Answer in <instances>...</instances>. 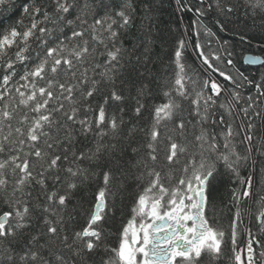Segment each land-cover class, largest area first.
Instances as JSON below:
<instances>
[{
    "label": "snow or ice",
    "instance_id": "obj_1",
    "mask_svg": "<svg viewBox=\"0 0 264 264\" xmlns=\"http://www.w3.org/2000/svg\"><path fill=\"white\" fill-rule=\"evenodd\" d=\"M176 2L185 7L181 0ZM248 2L254 14L264 20V0ZM199 3L204 4L205 0ZM215 6L225 16L236 10L235 5L224 0H215ZM10 7H15L13 0H0V10L8 11ZM77 7L80 12L75 19H69L67 14ZM101 7L106 10L104 14L89 24L87 17L93 14L94 5L86 0L82 5L74 0H54L51 10L46 0H33L29 6H21L29 17L28 25L21 21L20 25L0 30V200L9 209L0 213V264H53V261L76 264L65 255L52 252L51 246L56 243L70 249L71 255L85 264H215L226 255L232 264H264V241L253 238L251 230L244 248L236 247L241 222L239 202L255 195L251 177L241 182L243 192L233 197L237 211L230 223V253L225 247L226 232L210 223L205 214L217 163L223 161L238 176L240 162L248 159L236 151L233 142L239 130L224 115L213 119V109L217 107V98L227 93L219 108L231 117L243 99L236 90L242 86L238 81L248 84L252 81L238 69L234 76L220 66L234 67L233 53L227 47L221 45L206 51L196 43V58L236 87L230 90L212 76L201 79L184 61L187 46L184 39L178 41L174 52L173 74L162 90L164 101L151 110L152 122L145 145L147 159L143 161L141 174L147 183L135 198L132 217L121 231L118 246L106 247L102 243V226L110 210V172L104 173L105 187L97 193L86 226L68 235L66 221L74 218L70 213L75 211L70 208L71 198L87 179L88 172L77 162L97 161L106 149H114V145L103 143V138L109 134L115 138L124 123L122 118L106 111L105 105L110 101L123 100L115 89L104 97L102 104L94 107L91 101L100 91L102 81L115 82L122 60V49L117 43L121 31L132 25L131 4L125 2L114 15L107 11L109 5ZM187 10L203 15L201 8ZM66 28L70 29L67 33ZM204 32L215 35L206 27ZM199 36L197 31V39ZM100 46L105 50L100 53L106 57L104 63L95 59ZM244 59L250 65L261 62L258 55ZM96 76L101 80L95 79ZM255 89L258 96H248L247 106L239 109L244 118L241 143L246 142L245 153H251L254 139H259L249 115L264 120L260 101L264 97V84L255 85ZM140 94H144L143 88ZM137 105L135 114L140 116L144 105L139 101ZM168 124H172L170 131L174 135L162 133L161 129H167ZM208 124L219 126L220 132L209 131L205 127ZM189 126L198 128V133H190ZM88 134L99 137L94 151H74L77 135ZM69 154L72 165L64 167ZM61 172L65 173L63 177ZM176 172L180 175L173 183ZM34 185L39 187L35 199L43 197L42 204L32 203ZM259 199L256 219L264 232V196ZM34 211L39 212V217ZM37 220L40 231L19 249L13 247ZM255 245H260L259 251ZM101 248L104 255L98 257ZM45 250L53 261L44 256Z\"/></svg>",
    "mask_w": 264,
    "mask_h": 264
},
{
    "label": "trees",
    "instance_id": "obj_2",
    "mask_svg": "<svg viewBox=\"0 0 264 264\" xmlns=\"http://www.w3.org/2000/svg\"><path fill=\"white\" fill-rule=\"evenodd\" d=\"M13 2L14 8L10 7L8 11L0 10V30H5L11 25H20L21 21H23V25L29 23V17L21 10V6H29L33 0H13ZM53 2L54 0H46L49 10H51ZM84 2L85 0H74V3L78 5H82ZM86 2L94 5L93 14L87 17L89 24L96 16L103 15L106 11L101 7V4L109 5L107 11L114 15L115 11L125 2L131 4L129 12L133 21L131 27L121 31L117 43V46L122 49V60L118 66V72L115 74V82L102 81L99 85L100 91L91 101L94 107L98 106L103 103L104 97L115 89L123 97V100L110 101L108 105H105L106 111L118 119L122 118L124 123L115 138L111 134L103 138L102 142L114 145V149H106L97 161L77 162L88 172L87 179L79 184L71 198L70 208L74 207L75 211L70 213L74 218L66 221L68 235L71 236L74 231H79L86 226V220L96 202L97 193L105 187L104 173L110 172L111 181L108 186L110 210L107 212L102 226V243L106 247L118 246L121 231L132 217L131 209L135 198L142 190L143 185L147 183L146 179H141V174L144 171L143 161L147 159L148 150L145 145L147 143L146 133L152 122L151 110L155 104L164 101L162 90L166 86V81L173 74L174 52L178 41L184 39L187 42L184 61L201 79L214 76L213 79L227 85L230 90L236 87L223 81L218 73H212L196 58L194 50L196 43L204 46L206 51L216 50L221 45L227 47L233 53L234 67H225L223 64L220 66L234 76L238 69L252 81V84L242 80L238 81L242 86L236 90L241 93L243 99L231 117L225 115L224 110L219 108V103L228 95L227 93H222V97L217 98V107L213 109V119H219L221 115H224L225 119L230 120L233 127L239 130L240 134L234 138L233 142L236 151L241 155H247L248 159L240 162L238 176L229 170L223 161L217 163L216 179L211 182L207 194L208 203L205 214L210 223L226 232L225 247L230 253L232 247L230 223L237 211V204L233 197L236 193L243 192L244 185L241 182L247 181L251 177L255 195L239 202L241 222L237 227L236 247L241 249L250 238L248 229L251 230L253 238L264 241V232L260 231L259 221L256 219V212L260 205L259 198L264 196V147H262L264 145V120L254 119L251 114L249 115L248 120L255 124V131L258 133L259 139H254L252 152L245 153L246 142L241 143L243 140L241 125L244 118L243 114L239 113L241 107L247 106L246 98L248 96L253 98L258 96L255 85L264 84V63L257 67L244 64V58L249 53L261 56L264 61V31H262L264 20L259 14H254L248 0H224L226 4L236 6V10L227 16L216 8L215 0H205L204 4H200L199 0H181V4L185 6L183 8L177 5L176 0H86ZM187 8H201L203 15L198 16L193 11H188ZM79 12V7L72 9L67 14L68 18L75 19ZM49 26L51 27V25ZM205 27L215 35H206ZM69 31L70 29H64L66 33ZM197 31L200 32L198 39ZM35 47L33 45V48ZM104 51L102 46L97 48L96 61L105 62L106 57L100 55ZM95 79L101 80V77L96 76ZM142 88L144 89L143 95L140 94ZM138 101L144 105L140 116L135 114ZM260 101L261 107H264V97L260 98ZM205 127L216 133L221 130L219 126L213 124L205 125ZM171 128L172 124H168V128H162L161 131L174 135L170 131ZM193 131L198 133L199 129H192L189 126V132ZM189 138L191 139V136ZM98 139L99 137L93 134L77 135L73 150L77 153L94 151ZM70 165H72V157L69 154V160L64 162V167ZM60 175L63 177L65 173L61 172ZM179 175V172L174 173L173 183H175V177ZM47 183L51 189V181L49 180ZM32 190V203L42 204L43 197L39 201L35 199V196L39 194V187L34 185ZM8 210V207L0 200V213ZM34 215L39 217V212L34 211ZM40 229L41 224L37 220L28 234L20 237L19 242L15 243L13 247L19 249L31 235L37 234ZM43 242L44 240L41 238L40 243ZM255 247L257 251L260 250V245H255ZM51 250L65 255L66 259L73 260L76 264H85L79 258L72 256L70 249L59 243L52 245ZM96 255L98 257L104 255L103 248L98 250ZM44 256L53 261L48 250L44 251ZM215 264H232V261L226 255Z\"/></svg>",
    "mask_w": 264,
    "mask_h": 264
},
{
    "label": "water",
    "instance_id": "obj_3",
    "mask_svg": "<svg viewBox=\"0 0 264 264\" xmlns=\"http://www.w3.org/2000/svg\"><path fill=\"white\" fill-rule=\"evenodd\" d=\"M244 63H245L246 65H248V66L257 67V66L262 65V64L264 63V61H263V59L261 58V62L258 63V64H255V65H250V64H248L245 60H244Z\"/></svg>",
    "mask_w": 264,
    "mask_h": 264
},
{
    "label": "bare ground",
    "instance_id": "obj_4",
    "mask_svg": "<svg viewBox=\"0 0 264 264\" xmlns=\"http://www.w3.org/2000/svg\"><path fill=\"white\" fill-rule=\"evenodd\" d=\"M248 55H254V54H251V53H249V54H247L246 56H248ZM245 56V57H246ZM261 57V56H260ZM262 58V57H261ZM263 59V58H262ZM245 60V59H244ZM245 64V63H244ZM246 65V64H245ZM248 66V65H247ZM252 67V66H251ZM212 78H214V76H212ZM249 230V229H248Z\"/></svg>",
    "mask_w": 264,
    "mask_h": 264
},
{
    "label": "flooded vegetation",
    "instance_id": "obj_5",
    "mask_svg": "<svg viewBox=\"0 0 264 264\" xmlns=\"http://www.w3.org/2000/svg\"><path fill=\"white\" fill-rule=\"evenodd\" d=\"M243 246H244V245H243ZM243 246H242V247H243ZM242 247H241V248H242Z\"/></svg>",
    "mask_w": 264,
    "mask_h": 264
},
{
    "label": "rangeland",
    "instance_id": "obj_6",
    "mask_svg": "<svg viewBox=\"0 0 264 264\" xmlns=\"http://www.w3.org/2000/svg\"><path fill=\"white\" fill-rule=\"evenodd\" d=\"M246 245V244H245Z\"/></svg>",
    "mask_w": 264,
    "mask_h": 264
}]
</instances>
